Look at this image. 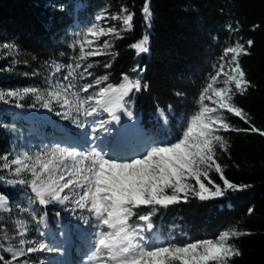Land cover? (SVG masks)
Instances as JSON below:
<instances>
[{
    "label": "trees",
    "instance_id": "1",
    "mask_svg": "<svg viewBox=\"0 0 264 264\" xmlns=\"http://www.w3.org/2000/svg\"><path fill=\"white\" fill-rule=\"evenodd\" d=\"M144 3L145 0H0V46L12 44L19 52V58L0 53V91L26 87L46 91L71 83L74 87L70 93H76L71 98L75 100L95 96L108 85L119 87L125 77L139 79L147 87L129 92L124 97L126 108L154 142L175 141L182 127L199 112L202 89L216 76L219 66L230 60L232 54L225 56V48L239 42L247 49V54L238 59L251 86L244 94H235L233 102L244 110L251 125L264 131V0H150L152 15L148 22L142 13ZM122 9L133 14L131 29L121 22L117 27L119 35H113L110 47L103 51L99 49L101 43L96 44L95 50L103 55L82 59V45L86 52L92 51L85 41L87 29L98 23L96 16L121 15ZM145 35L148 51L138 54L131 45ZM248 40L253 41L251 47L247 46ZM56 65L64 67L57 72ZM73 71L74 75L68 76ZM104 76L107 80L97 84ZM87 84L92 87L81 91ZM231 87L234 89V85ZM94 105L90 101L85 107ZM43 109L31 94L24 99L0 101V158L7 156L9 160L24 142L34 140V145L42 146V135L30 136L31 123L24 116L43 122L54 146L61 143L59 139L64 136L53 131L57 124L42 113ZM161 110L168 127L158 117ZM121 115L127 116L124 111ZM219 115L234 128H249L233 114L219 111ZM63 132L79 135L70 126L64 127ZM218 135L229 146L227 152L217 150V162L224 167L226 178L249 187L225 190L223 196L207 200L194 194L185 200L181 193L178 203L155 206L151 215L154 228L152 232L145 230L143 235L154 243L184 244L216 239L222 232L235 229L249 234L230 241L242 253L231 264H264V136L224 130ZM4 162L0 159V165ZM12 171L0 167V177L4 178L0 180V194L8 202L6 209L0 208V264H64L56 252L25 253L12 261L15 250L26 249L25 244H20L25 238L18 235V221L26 222L28 236L34 237L36 230L41 229L59 240L65 227L79 231L86 229L82 224H87L89 230L92 215L81 209L68 210L56 202L40 205L28 185L6 182L31 178L16 177ZM210 178L223 186L215 172H210ZM204 182L207 184V180ZM208 186L215 190L213 185ZM135 211L147 214L152 209L142 206ZM42 222L46 229L41 227ZM131 223L146 228L137 216Z\"/></svg>",
    "mask_w": 264,
    "mask_h": 264
},
{
    "label": "snow or ice",
    "instance_id": "2",
    "mask_svg": "<svg viewBox=\"0 0 264 264\" xmlns=\"http://www.w3.org/2000/svg\"><path fill=\"white\" fill-rule=\"evenodd\" d=\"M142 13L145 22L150 21L152 15L150 0H145ZM101 19H103V14L96 16L97 21ZM112 19L122 20L124 27L130 30L133 14L127 9H122L121 15L113 16ZM87 33L97 39L109 34L119 35L116 28H103L96 23L87 29ZM85 43L91 47L94 41H85ZM252 44L253 41H247L248 47ZM147 45L148 36L145 35L131 47L139 54L148 51ZM3 47L14 48L15 46L5 43ZM103 47L108 48L110 44L105 41ZM80 52L82 59L104 54L98 50L86 52L83 45ZM229 54H232L229 61L230 70L225 72V65L219 66L216 76L211 78L200 93L199 112L182 127L181 135L175 141L154 143L135 158L125 159L109 156L95 148L77 151L75 148L67 147H55L46 152H38L34 156L24 152L10 161L7 156H4L0 158L5 161L0 167L9 169L15 166L12 171L14 176L30 175L31 177L6 182L12 185H28L40 205L53 202L63 205L71 201L79 209H86L94 218L95 227L98 229L95 233V251L90 257L95 264H231L232 260L241 256L242 253L230 241L249 233L231 229L222 232L216 239L184 244L149 242L143 235L145 230L152 231L154 228L151 215L155 211V206L167 207L178 203L182 198L181 193L184 194L185 200L189 194H194L200 200H207L223 196L225 190H242L249 187L248 185H237L228 180L224 167L217 162L218 148L227 152L229 147L227 141L217 134L220 130L251 131L264 136V131L251 125L244 110L233 102L235 94L242 95L251 86L250 82L245 79L246 74L238 59L241 54H247V49L244 44L237 42L234 46L225 48L224 55ZM108 66L105 65V67ZM55 67L59 72L64 65ZM72 75L74 71L68 74V76ZM220 75L226 77L223 87L216 86L217 77ZM68 76L64 79L67 80ZM104 80H107V76L99 78L96 83L100 84ZM229 85H234V89ZM73 87L71 83L54 86L51 90H46V96H42L41 90L36 87H26L6 93L0 91V101H5L6 96L24 99L31 94L37 102L41 103L42 107L49 110L55 101L66 109L65 119H73L77 126H83L77 118L72 116L73 108L84 116H91L100 108L108 112L111 120L116 122L120 120L117 112L123 110L131 119L133 113L126 108L124 97L132 90L139 91L147 86L142 85L139 79L132 81L125 77V83L119 88L108 85L95 96H89L86 99L77 97L75 100L71 97L76 96V93H70ZM91 87V84H87L81 91L87 92ZM205 100L212 101L216 107H208L204 104ZM90 101H94L95 106L85 107ZM17 106L22 107L20 104ZM218 111L239 117L249 124V128L232 127L223 115H213ZM161 115H163L162 110ZM99 123L102 125L104 122ZM210 172L219 175L222 187L210 178ZM3 179L0 177V180ZM208 185H213L215 190ZM6 204L7 198L0 194V208H4ZM142 206L150 207L152 211L147 214H137L135 210ZM251 211L252 209H249V212ZM133 216L144 221L146 228L131 223ZM18 228L20 229L18 235L25 236L27 225L24 221L19 222ZM25 243L24 239L20 240L21 245ZM7 251L13 252L12 249H7ZM56 251H58L57 248L41 239L32 242V246L27 249L15 250L12 261H17L25 253ZM2 259L0 257V260ZM9 264L12 262L10 261ZM23 264H28V262L24 261Z\"/></svg>",
    "mask_w": 264,
    "mask_h": 264
},
{
    "label": "rangeland",
    "instance_id": "3",
    "mask_svg": "<svg viewBox=\"0 0 264 264\" xmlns=\"http://www.w3.org/2000/svg\"><path fill=\"white\" fill-rule=\"evenodd\" d=\"M119 16V15H115ZM113 16H110L108 14L103 15V19L98 21L99 27L103 28H109L114 27L117 29L119 24L122 22V20L112 19ZM114 34H109L105 36H100L98 39L94 36H91L88 34V37L86 38V41H94L92 43L90 49L95 50L97 49L98 43H101L100 50L105 51L107 48L103 47V44L105 41H107L110 45L113 39ZM88 46V45H87ZM89 47V46H88ZM0 53L7 56H12L19 58V52L16 47L14 48H4L3 45L0 46ZM229 61H226L225 63V72L230 70ZM226 77L223 75L218 76L217 78V87H223V81ZM125 83V79L123 80L122 84ZM121 84V85H122ZM231 87V85H229ZM119 88V87H116ZM51 90V89H50ZM6 93V92H5ZM42 96H46V91H41L40 93ZM6 98L10 99L11 97ZM99 98V97H98ZM204 104H206L210 108H215L216 105L212 103L210 100H205ZM95 106V105H94ZM66 109L62 108L60 104L53 101L51 105V110L48 108H44L42 110V113L47 116L50 120H52L53 123L57 124L56 128L53 130L55 133H62V136L64 138H60V144H57L56 146L53 145V141L48 134L45 133L44 128L45 125L41 121H36L34 118L29 116H24L25 120L31 123L30 127V136L32 138L39 137L42 135V146L38 147L37 145H34L36 141L31 140L30 142H24L19 149H16L11 158L14 159L17 155H20L24 152H28L30 155H35L38 152H46L52 148L55 147H67V148H75L77 151H87L90 149L95 148L97 151H101L103 153H106L109 156H113L120 159L125 158H135L136 156L142 154L147 147L153 145L154 143H157V141H153L152 138L148 137L144 131L140 130V121L135 120L134 118H129L126 116L123 118V120H119L121 123V126L123 128H126L120 133L122 134L123 138L126 140L125 143H122L120 138L118 137V125L115 126L114 121L111 120V117L108 112L103 111L102 109L98 108L97 112L93 113L91 116H84L81 113L76 112L75 108H73L72 116L74 118H77L80 123L83 126H77V124L73 121V119H65L64 113ZM123 110L118 111L117 115H121ZM59 113V114H58ZM213 115H219V111L216 113H213ZM160 119L163 121V125L165 127H168L167 121L165 120L164 116L161 115V113L158 115ZM132 120L136 121L135 126L134 122ZM104 122L102 125L99 122ZM132 124V125H131ZM66 126H70L73 129L78 130L79 135L77 137H74L72 135H65L63 132V128ZM133 127V128H132ZM134 127L136 129L134 130ZM128 128L131 129L127 130ZM218 134V133H217ZM158 142H168L167 140H160ZM125 144V145H124ZM124 157V158H122ZM15 166H11V169L13 170ZM68 207V210L74 211L80 210L78 207L75 206L74 203L71 201L67 202L66 204H63ZM8 207V202L4 209ZM86 211L88 214H90L86 209L83 210ZM91 215V214H90ZM20 221L19 220L18 224ZM26 224V222L24 221ZM27 225V224H26ZM85 230L81 229L77 231L74 229L73 231L70 230V228H63L60 234L59 240L54 238L51 233L49 235H45L41 229L36 230L34 237L28 236L27 233L24 236L25 238V246L26 249L30 246H32V242L38 241V240H44L48 242L52 247L57 248L58 251H56V254L64 255L65 248L63 247L67 240H71L74 244L76 243L77 248L74 249V252L72 253L71 257H65L64 256V264H69L68 259H71L70 264H95V262L91 261L90 257L92 253L95 251L94 248V241H95V233L98 231V229L95 227L94 218H92L91 225L89 226V230L87 228V224H82ZM41 227L43 229L45 228L44 222L41 223ZM92 232H94V235H92ZM152 232V231H151ZM147 241L152 242L150 239L145 237ZM44 254H54V252H41ZM104 258L103 256L101 257ZM40 264H50L49 261H42Z\"/></svg>",
    "mask_w": 264,
    "mask_h": 264
},
{
    "label": "bare ground",
    "instance_id": "4",
    "mask_svg": "<svg viewBox=\"0 0 264 264\" xmlns=\"http://www.w3.org/2000/svg\"><path fill=\"white\" fill-rule=\"evenodd\" d=\"M114 87V86H113ZM159 115V114H158ZM164 116V115H163ZM165 118V117H164ZM135 120H138V119H136L135 118ZM133 121L132 120V122H134V125L133 126H135V122L136 121ZM166 120V119H165ZM114 124H115V126H117L118 125V130H119V132H117L118 133V137L120 138V140L122 141V143H125L126 142V140L123 138V136H122V134H120L125 128H123L122 126H121V123L120 122H116V121H114ZM132 125V124H131ZM140 126V125H139ZM133 128V127H132ZM136 129V127H134V130ZM127 130H129V132L131 131V129L130 128H128ZM125 145V144H124ZM68 246H66V248H69V252H70V254L67 256V258L68 257H71V255H72V253L74 252V249L75 248H77V245H76V243L74 244L73 242H71V240H70V238H69V240H67V243H66ZM65 244V245H66ZM64 245V246H65ZM63 246V247H64ZM61 258H63V260H64V255H61ZM65 262V261H64ZM72 261H71V259H68V263L70 264Z\"/></svg>",
    "mask_w": 264,
    "mask_h": 264
}]
</instances>
